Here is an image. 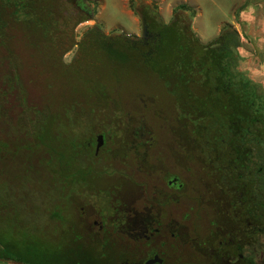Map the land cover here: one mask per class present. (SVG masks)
<instances>
[{
	"label": "flooded vegetation",
	"instance_id": "1",
	"mask_svg": "<svg viewBox=\"0 0 264 264\" xmlns=\"http://www.w3.org/2000/svg\"><path fill=\"white\" fill-rule=\"evenodd\" d=\"M52 3L70 5L69 19L79 21L75 27L91 17L87 0H0V21L5 27L0 32H14L17 29L11 27L18 21L56 16ZM236 33L235 71L240 76L229 81L243 82L244 90H250L246 94L257 101L253 99L247 110L249 116L240 115L233 126L224 118L218 120L220 126L208 125L209 121L199 125L175 109L171 134L183 140V125L189 134L185 145L176 140L171 156L160 150L153 159L146 157L143 150L153 140L149 137L132 142V147L124 141L126 154L115 163L112 148L118 137L113 129L119 131L118 125L106 124L98 132L95 125L67 127L66 111L57 126L52 125L56 115H49L36 130L18 131L28 140L15 146L8 171L0 167V203L11 202L13 227L21 228L33 241L32 247L42 251L43 264H97L101 245L107 246L108 264H264V101L258 102V95L264 94L248 79L262 82L264 50L249 32ZM243 34L249 35V53ZM243 65L248 68L240 70ZM140 136L133 131V140ZM193 140L199 144L196 157ZM21 148L27 152L23 174L10 176V164L15 162L16 170V162L21 161ZM39 154L44 158H37ZM141 171L155 173L154 191L147 182H136ZM34 175L37 179H32ZM192 177L202 187L194 188L195 197L186 189ZM30 182L41 186L39 193L47 205L31 203L37 189ZM43 183L48 188H42ZM128 185L140 191L136 202L112 195L115 188L128 191ZM22 198H28L27 204ZM20 253L34 259L25 251Z\"/></svg>",
	"mask_w": 264,
	"mask_h": 264
},
{
	"label": "rangeland",
	"instance_id": "2",
	"mask_svg": "<svg viewBox=\"0 0 264 264\" xmlns=\"http://www.w3.org/2000/svg\"><path fill=\"white\" fill-rule=\"evenodd\" d=\"M87 1L90 4L91 17L76 27L74 24L79 21L70 20L68 17L69 4H60L58 9L54 10L56 16H51V18L58 17L61 19L60 23L64 18L63 21L68 24L67 30L56 33L55 47L51 46L50 39L42 38L40 31L33 34H39L40 38L30 37L27 40L17 28H14L17 29L14 32L5 31L7 34L3 39L0 36V167L3 171H8L9 161L12 158L10 154L15 146L28 140L27 137L18 136V131L36 130L37 126L44 123L49 115H56L53 117L56 121L53 120L52 125L57 126L61 124L57 123L59 117L61 120L64 119L62 116L64 111H66V116L70 117L66 122L62 121L67 127L77 126L81 129H88L90 125H95L98 132V127L106 124L118 125L119 131L113 129L116 131L115 137H118L117 143L112 148L115 163L126 154V148L123 149L124 141L132 147L134 141L152 138L151 148L143 150L146 151V157L150 159L160 155V150L164 151L167 157L171 156L172 146L174 148V143L177 141L185 145L186 139L184 138L189 131H186L184 125L182 132L184 141L174 138L171 134L172 129L175 128L174 119L176 118V110L172 106L171 98L160 92L158 86H151V80L143 79L144 75L139 71L135 74L121 69L122 73L114 78L109 72L111 70L109 69V57L106 53L96 50L97 43L94 44V34L98 38L107 37L108 35L102 33L105 31L109 35L118 34L120 26H123L126 32H133L129 30L131 24L123 13L124 3L127 0ZM158 2L159 0H146L149 5L158 6ZM160 4L164 13L162 21L166 25L172 21V18L165 14L166 9L170 6L175 8L184 4L188 8L186 14L189 15L192 23L191 30L202 43L206 44L215 39L222 29L229 26L234 14L237 15L234 12L241 7V0H160ZM129 5L136 13L135 10L140 4L136 0H131ZM95 15L98 21L96 26L102 32H88L95 26ZM24 24L22 22V26ZM16 25L19 27L21 23L14 24L15 27ZM243 35L245 39L242 38V43L249 53L251 50L247 45L249 35ZM43 42L48 43L42 46ZM75 44L78 48L74 46ZM248 53H244V57H249ZM246 66L243 65L240 70H246L248 68ZM248 79L256 82L258 93L264 94L263 75L262 80L259 78L263 83H257V80L253 78ZM142 82L140 89H143V95L137 96L131 89ZM147 88L151 90H146ZM112 114L113 117H111ZM75 117H79L80 121L74 122ZM123 130H128V132L125 134ZM133 131H139L141 136L133 140ZM193 131H196L195 127ZM189 141H191L190 138ZM192 145V156L196 157L195 154L200 151L199 144L193 140ZM25 150L26 148H21L22 152L19 156L23 158L19 157L21 161L16 162V170L14 169L15 162L10 164V176L14 172L19 175L23 174L21 170L25 167L23 162L24 155L27 154ZM36 156L42 159L45 155ZM153 162L151 160V163ZM36 165L33 164V167ZM137 176L140 178L138 181L135 180L137 183L147 182L150 191H154L158 184L155 173L141 171ZM34 177L32 179H37L36 175ZM41 180L43 179H38V181ZM195 180L192 177L190 185L186 187L188 193L194 197V188L197 190L202 188L196 185ZM194 182H196L195 187ZM30 183L37 189V191L34 190L35 196L31 203L34 206L47 205V200L39 193L38 187L41 188V186L36 187L34 182ZM47 186L48 184L43 183L42 188H48ZM127 188L130 192L127 189L115 188L112 195L129 200V202L134 199L136 202V199L141 196L140 191L132 185H128ZM29 193L30 196L33 195V191ZM101 196H104V193ZM22 199L27 204L28 198ZM8 204L9 206H2L0 203V227L10 223L11 219L8 218L15 214L11 202ZM20 216L24 219L25 215L20 214ZM24 243H31V240L28 239Z\"/></svg>",
	"mask_w": 264,
	"mask_h": 264
},
{
	"label": "trees",
	"instance_id": "3",
	"mask_svg": "<svg viewBox=\"0 0 264 264\" xmlns=\"http://www.w3.org/2000/svg\"><path fill=\"white\" fill-rule=\"evenodd\" d=\"M136 1L140 4L135 10L141 23L140 37L120 33L99 38L96 34L93 35L94 44L97 43L96 50L109 57L111 76L116 78L122 73L121 69L129 70V73H143L142 78L150 79L151 86H158L160 92L169 96L172 106L182 116L192 117L199 125H206V121H209L208 125L220 126L219 119L224 118L229 126H233L240 119V115L248 117L247 110L253 99H257L246 94L250 90H244L243 82L229 81L237 75L240 76L235 71V48L239 45L236 31L231 26H226L215 39L205 44L191 30V20L186 14L188 8L184 4L175 7L172 21L166 25L162 22L155 4L149 5L146 0ZM58 7L59 4L52 3L51 12L55 14L54 10ZM56 18L18 21L21 25L12 27L19 29L26 40L30 37L40 38L39 34L33 35L40 31L42 38L50 39L51 46L55 47L56 33L68 29L64 18L61 23V19ZM22 22L26 25L22 26ZM4 28L3 21H0V29ZM88 32L102 31L95 25ZM6 34L7 32H0L2 39ZM47 43L43 42L42 46ZM142 85L143 82L131 91L142 96ZM262 98L264 97L258 95V102H263ZM8 219L11 222L0 227V260L21 264H34V261L35 264H43L42 251L32 247V240L31 243H24L28 237L21 228L13 227L14 214ZM132 220L134 219L131 218ZM24 251L34 259L30 260L19 254ZM105 253L107 246L101 245L96 256L97 264H108Z\"/></svg>",
	"mask_w": 264,
	"mask_h": 264
},
{
	"label": "crops",
	"instance_id": "4",
	"mask_svg": "<svg viewBox=\"0 0 264 264\" xmlns=\"http://www.w3.org/2000/svg\"><path fill=\"white\" fill-rule=\"evenodd\" d=\"M124 5H125V8L123 9V13L125 17L127 18V20L129 21V24H131V27H129V30H133V32H126V30L122 28L123 26H120L121 27L120 34L126 35V36L140 37L142 34L140 19L137 16V14L131 9L129 5V0H127L124 3ZM157 5H158L157 6L158 12L162 20L164 13L162 12V9L160 6L161 5L160 0L157 3ZM174 9L175 8H172L170 6L169 8L166 9L165 14L172 18ZM234 13H237L236 15L237 18L234 14L233 20L232 22H230L229 26H231L234 30L240 33L249 32L251 38L254 40L253 42L259 48L264 50V45H263V41H264V0H241L240 9L238 11H235ZM94 17H95L94 19H95V25H96L98 21L96 19V15ZM102 33L104 35H109V33L106 31ZM0 264H19V263L0 260Z\"/></svg>",
	"mask_w": 264,
	"mask_h": 264
},
{
	"label": "water",
	"instance_id": "5",
	"mask_svg": "<svg viewBox=\"0 0 264 264\" xmlns=\"http://www.w3.org/2000/svg\"><path fill=\"white\" fill-rule=\"evenodd\" d=\"M100 145V141L98 140V146ZM153 263V261H150V262H148V263H146V264H152Z\"/></svg>",
	"mask_w": 264,
	"mask_h": 264
}]
</instances>
